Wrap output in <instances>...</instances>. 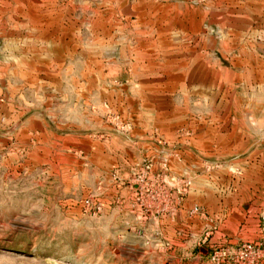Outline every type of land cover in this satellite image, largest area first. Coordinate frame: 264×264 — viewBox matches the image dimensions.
<instances>
[{"label":"rangeland","instance_id":"374dc122","mask_svg":"<svg viewBox=\"0 0 264 264\" xmlns=\"http://www.w3.org/2000/svg\"><path fill=\"white\" fill-rule=\"evenodd\" d=\"M263 218L264 0H0V264H264Z\"/></svg>","mask_w":264,"mask_h":264},{"label":"built area","instance_id":"2783aa9c","mask_svg":"<svg viewBox=\"0 0 264 264\" xmlns=\"http://www.w3.org/2000/svg\"><path fill=\"white\" fill-rule=\"evenodd\" d=\"M89 203V201H87ZM264 219V218H263ZM263 257V250L252 242H245L237 247L220 248L213 252L214 264H255Z\"/></svg>","mask_w":264,"mask_h":264}]
</instances>
